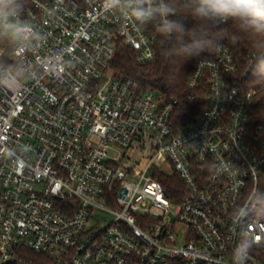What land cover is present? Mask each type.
<instances>
[{"label": "built area", "instance_id": "obj_1", "mask_svg": "<svg viewBox=\"0 0 264 264\" xmlns=\"http://www.w3.org/2000/svg\"><path fill=\"white\" fill-rule=\"evenodd\" d=\"M13 7L29 31L0 35V264H43L21 261L22 246L48 264H235L252 238L246 264H264V124L252 123L256 90L229 80V46L197 61L190 98L207 86L208 104L179 124L177 98L113 69L124 46L156 58L155 35L126 8ZM160 174L182 181L177 200Z\"/></svg>", "mask_w": 264, "mask_h": 264}, {"label": "clouds", "instance_id": "obj_2", "mask_svg": "<svg viewBox=\"0 0 264 264\" xmlns=\"http://www.w3.org/2000/svg\"><path fill=\"white\" fill-rule=\"evenodd\" d=\"M110 9L126 8L134 20L151 25L167 41L176 39L179 47L168 54L192 58L205 50H213L224 39L217 30L232 21L248 37L254 59L253 77L264 80V0H104ZM15 0H0V35L23 36L29 29L11 23L16 14ZM191 21V26H187ZM233 43L235 36L230 37ZM255 238L245 239L233 250L235 264H246Z\"/></svg>", "mask_w": 264, "mask_h": 264}, {"label": "trees", "instance_id": "obj_3", "mask_svg": "<svg viewBox=\"0 0 264 264\" xmlns=\"http://www.w3.org/2000/svg\"><path fill=\"white\" fill-rule=\"evenodd\" d=\"M191 21L187 26H191ZM148 30L155 35L156 58L153 61L139 63L137 54L132 48L124 46L116 55L112 66L118 75L132 77L141 83L143 90L153 89L160 92L165 99L172 100L177 98L179 104L176 106L175 118L179 124L190 122L208 104L207 94L208 87L201 86L195 90V98L191 99L193 91L188 87L189 77L191 76L197 61L205 56H211L213 50H205L199 55L192 58H183L178 55H169V49L179 47L176 39L171 41L164 40L155 29L148 25ZM223 35L224 39L217 42H224L229 46L234 57L239 63V70L229 75L231 84L244 87L254 88V102L252 106V123L254 125L264 124V80L258 81L253 77L252 66L248 69L249 57L252 55L249 50L248 37L245 33L239 31L238 26L232 21L221 24L217 30ZM235 36L237 42L233 43L230 37ZM2 63L8 65L3 59ZM165 186L167 194L177 200V190H183L184 185L178 175L160 174L156 176ZM177 189V190H176ZM176 190V191H175ZM182 194V193H181ZM20 260L34 263L48 264L49 260L38 252L32 251L27 247H20ZM20 261L9 262L6 264H19Z\"/></svg>", "mask_w": 264, "mask_h": 264}, {"label": "rangeland", "instance_id": "obj_4", "mask_svg": "<svg viewBox=\"0 0 264 264\" xmlns=\"http://www.w3.org/2000/svg\"><path fill=\"white\" fill-rule=\"evenodd\" d=\"M143 151L144 150H134V151H131L132 154L134 155L135 158L139 159L142 155H143ZM143 161H145L143 159ZM102 218H107L108 220H111V218L105 214H103Z\"/></svg>", "mask_w": 264, "mask_h": 264}, {"label": "snow or ice", "instance_id": "obj_5", "mask_svg": "<svg viewBox=\"0 0 264 264\" xmlns=\"http://www.w3.org/2000/svg\"><path fill=\"white\" fill-rule=\"evenodd\" d=\"M257 239H260L259 237Z\"/></svg>", "mask_w": 264, "mask_h": 264}]
</instances>
